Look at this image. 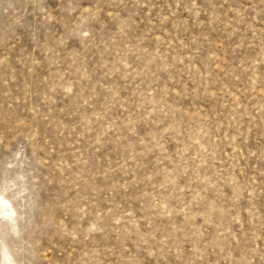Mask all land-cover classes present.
<instances>
[{
    "label": "rangeland",
    "instance_id": "374dc122",
    "mask_svg": "<svg viewBox=\"0 0 264 264\" xmlns=\"http://www.w3.org/2000/svg\"><path fill=\"white\" fill-rule=\"evenodd\" d=\"M0 264H264V0H0Z\"/></svg>",
    "mask_w": 264,
    "mask_h": 264
},
{
    "label": "bare ground",
    "instance_id": "6f19581e",
    "mask_svg": "<svg viewBox=\"0 0 264 264\" xmlns=\"http://www.w3.org/2000/svg\"><path fill=\"white\" fill-rule=\"evenodd\" d=\"M0 202H1V200H0Z\"/></svg>",
    "mask_w": 264,
    "mask_h": 264
}]
</instances>
